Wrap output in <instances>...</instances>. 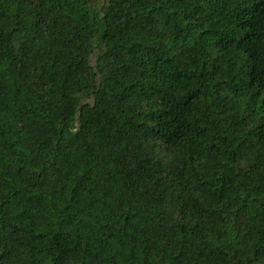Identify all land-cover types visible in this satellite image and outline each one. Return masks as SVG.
<instances>
[{
	"label": "trees",
	"instance_id": "1",
	"mask_svg": "<svg viewBox=\"0 0 264 264\" xmlns=\"http://www.w3.org/2000/svg\"><path fill=\"white\" fill-rule=\"evenodd\" d=\"M0 264H264V0H0Z\"/></svg>",
	"mask_w": 264,
	"mask_h": 264
}]
</instances>
